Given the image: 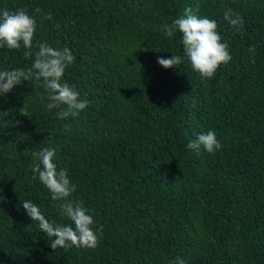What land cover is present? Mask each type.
<instances>
[{"label":"trees","instance_id":"obj_1","mask_svg":"<svg viewBox=\"0 0 264 264\" xmlns=\"http://www.w3.org/2000/svg\"><path fill=\"white\" fill-rule=\"evenodd\" d=\"M187 7L216 20L229 45L211 79L191 69L182 33H165ZM20 8L37 21L34 44L72 51L61 82L90 104L60 118L34 75L0 95V264H264V0H0ZM26 50L0 48V71L31 68L38 49ZM173 55L179 66L158 63ZM209 131L222 144L214 155L187 147ZM44 148L102 226L95 249H53L23 208L29 199L69 223L32 179Z\"/></svg>","mask_w":264,"mask_h":264},{"label":"clouds","instance_id":"obj_2","mask_svg":"<svg viewBox=\"0 0 264 264\" xmlns=\"http://www.w3.org/2000/svg\"><path fill=\"white\" fill-rule=\"evenodd\" d=\"M199 5H197V11ZM37 13L41 9H35ZM47 18H51L50 14ZM224 19L237 30H241L244 25L243 18L234 13L231 9L224 12ZM182 33V44L184 54L190 63V67L202 79L213 78L221 65H227L232 60L229 45L222 42V36L218 31V23L214 19L201 18L193 12L192 7H187L181 18L175 19L171 26H165V33L172 37L175 30ZM37 21L30 16L23 8L10 12L7 9L0 10V48L18 50L22 46L27 49L24 52L26 58H31V49L36 47L31 68L27 71L15 69L11 71H0V95L12 91L14 86L21 84L24 80H42V87L45 89L46 107L49 111L59 109L57 115L60 118L77 117L80 112L86 109L90 101L81 99L80 93L74 85H69L63 80L65 70L75 62L72 51L65 47L63 49L54 48L44 42H36ZM249 52L253 53L252 63H255V46H251ZM158 63L164 68L179 66L182 59L179 55L171 58H158ZM42 94V99H44ZM0 119L3 126L7 127L9 121L5 120L8 114L2 113ZM22 115H29L25 108L21 109ZM189 149L197 152L203 148L209 154H215L222 148L216 133L209 131L200 133L197 138L188 143ZM36 159L32 164V179L39 181L49 190L52 199L57 202L56 207L62 220L69 223H57L49 221L41 212L39 206L29 199L22 201V206L33 221L38 222L39 229L51 239L53 249L76 248L95 249L102 237V226L96 228L94 217L89 209L84 207L83 202L72 199L73 193L77 191L66 169L57 170L54 163L56 155L55 149L44 148L40 152L32 154ZM173 264H186L177 257Z\"/></svg>","mask_w":264,"mask_h":264}]
</instances>
